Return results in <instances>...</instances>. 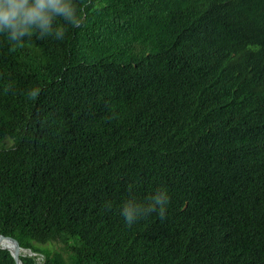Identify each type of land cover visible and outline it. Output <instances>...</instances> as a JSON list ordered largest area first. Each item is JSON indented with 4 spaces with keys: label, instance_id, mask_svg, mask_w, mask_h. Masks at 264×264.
Segmentation results:
<instances>
[{
    "label": "trees",
    "instance_id": "obj_1",
    "mask_svg": "<svg viewBox=\"0 0 264 264\" xmlns=\"http://www.w3.org/2000/svg\"><path fill=\"white\" fill-rule=\"evenodd\" d=\"M74 3L62 41L0 35V234L23 264H264V0Z\"/></svg>",
    "mask_w": 264,
    "mask_h": 264
},
{
    "label": "clouds",
    "instance_id": "obj_2",
    "mask_svg": "<svg viewBox=\"0 0 264 264\" xmlns=\"http://www.w3.org/2000/svg\"><path fill=\"white\" fill-rule=\"evenodd\" d=\"M85 16L74 0H0V35L7 38L11 49L23 46L33 36L38 40L62 41L70 28L84 23ZM169 204L166 189H158L143 200L130 195L120 206L119 215L128 226L153 213L164 219Z\"/></svg>",
    "mask_w": 264,
    "mask_h": 264
},
{
    "label": "water",
    "instance_id": "obj_3",
    "mask_svg": "<svg viewBox=\"0 0 264 264\" xmlns=\"http://www.w3.org/2000/svg\"><path fill=\"white\" fill-rule=\"evenodd\" d=\"M0 247L9 249L14 256L16 263L23 264L20 259V256L24 249L22 248L20 242L17 239L0 234Z\"/></svg>",
    "mask_w": 264,
    "mask_h": 264
}]
</instances>
